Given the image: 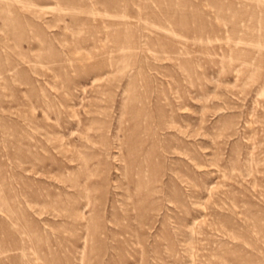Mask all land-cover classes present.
<instances>
[{
  "label": "rangeland",
  "instance_id": "obj_1",
  "mask_svg": "<svg viewBox=\"0 0 264 264\" xmlns=\"http://www.w3.org/2000/svg\"><path fill=\"white\" fill-rule=\"evenodd\" d=\"M0 264H264V0H0Z\"/></svg>",
  "mask_w": 264,
  "mask_h": 264
}]
</instances>
